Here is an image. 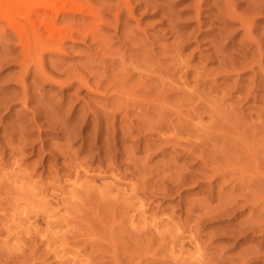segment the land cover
Returning a JSON list of instances; mask_svg holds the SVG:
<instances>
[{"label":"rangeland","instance_id":"374dc122","mask_svg":"<svg viewBox=\"0 0 264 264\" xmlns=\"http://www.w3.org/2000/svg\"><path fill=\"white\" fill-rule=\"evenodd\" d=\"M78 5L0 12V264H264V0Z\"/></svg>","mask_w":264,"mask_h":264},{"label":"bare ground","instance_id":"6f19581e","mask_svg":"<svg viewBox=\"0 0 264 264\" xmlns=\"http://www.w3.org/2000/svg\"><path fill=\"white\" fill-rule=\"evenodd\" d=\"M58 1L59 0H0V12L3 15L1 17L12 26L15 33L14 37L19 39L20 44L27 51H30L34 44L44 45L45 42L46 46L44 47H49V43L55 44L59 41L56 45H59L58 48H61L62 40L73 39V32L71 30L66 31V28V30L63 29L67 32L66 35L64 37L60 36L61 28L57 25V21L60 19L59 17H61V15L62 19L66 22L73 19L79 5L78 0H60L59 2L64 5L69 2L70 8L65 9L63 6L58 7ZM38 23L43 26L42 28L47 32V39L43 38L40 30H35L36 28L38 29ZM68 23H70V21H68ZM57 37L58 41L56 42ZM32 43L34 44L32 45ZM27 55L30 57L29 53H25L24 56Z\"/></svg>","mask_w":264,"mask_h":264}]
</instances>
